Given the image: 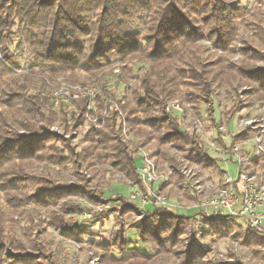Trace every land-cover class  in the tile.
Masks as SVG:
<instances>
[{
  "label": "trees",
  "instance_id": "1",
  "mask_svg": "<svg viewBox=\"0 0 264 264\" xmlns=\"http://www.w3.org/2000/svg\"><path fill=\"white\" fill-rule=\"evenodd\" d=\"M254 1L264 4V0ZM234 10L236 14L223 0H0V46L7 51L13 36L21 33L33 60L29 72L16 75L14 60L0 58V264H29L40 250L48 247L47 237H31L39 224L35 216L26 226H19L17 232L14 217L28 200L44 209L55 207L68 193L84 190L85 195L96 194L112 204L111 209L95 214L92 221L101 220L107 212H119V219L141 211L122 193L114 196L104 191L112 185L117 172L127 174L133 181L138 179L136 154L117 129V115L111 112L103 129L90 126L81 142L74 144V137L67 138L65 134L79 126L87 99L56 109L45 91L64 80L85 87L101 84L103 95L116 97V91H111L103 80L109 79L113 65L122 67L125 63L122 74L136 79L129 96L122 95L119 100L130 129L147 139L155 138L153 131H157L165 144L186 147L196 138L166 134L172 127L164 111L167 100L184 93L197 110L207 103L212 119L214 83L225 85L237 95L239 87L249 85L257 99L264 100V67L256 65L264 61V18L245 8ZM137 19L144 22L142 32L131 28ZM199 23L206 28L211 25L209 38L197 30ZM251 24L254 31L243 41L242 57L233 61L238 28ZM205 39L216 47L215 54L201 44ZM139 62L142 65L135 73L134 65ZM35 68L38 72L33 78L30 75ZM101 98L97 97L99 107ZM239 103L233 105L231 114L240 108ZM57 124L63 127V134L51 131ZM81 143L83 147L78 150ZM159 159L163 162L175 158L165 149ZM107 163L113 168L108 169ZM256 166L264 167L260 163ZM87 169L93 170L92 176L84 172ZM74 173L80 183L67 182L56 185L54 192L48 191L47 186ZM31 182L37 188L29 192ZM76 209L72 204L65 206V212ZM194 220L195 214L155 208L147 218L126 228L137 229L140 241L150 245L152 252L130 247L126 229L119 225L109 242L99 243L102 252L98 264H154L168 254V243L181 246V252L176 254L173 250L172 254L184 256V264H203L201 255L205 248L201 241L190 238L197 250L189 252V256H185L179 242V236ZM230 221L227 216H213L209 225L216 229L213 232L227 235ZM51 222L67 238L79 242L88 233L78 218L66 220L52 212ZM241 239L251 246L264 243L255 232ZM7 246L15 254H8ZM56 263L52 255L46 264ZM224 264L246 263L237 259Z\"/></svg>",
  "mask_w": 264,
  "mask_h": 264
},
{
  "label": "built area",
  "instance_id": "2",
  "mask_svg": "<svg viewBox=\"0 0 264 264\" xmlns=\"http://www.w3.org/2000/svg\"><path fill=\"white\" fill-rule=\"evenodd\" d=\"M133 81L136 82V79H125L122 69L115 67L110 70L109 79L103 82H106L105 85L111 91H116V97L103 95L101 84L85 87L64 82L45 91L56 109L87 99L83 124L96 129L105 127L111 112L117 115V129L136 154L138 179L133 181L123 172L115 173L112 185L104 191L112 192L114 189L111 187L114 185L129 187L128 201L141 208V211L135 213L137 219L147 218L155 208H163L175 214H179L182 209L192 211L197 225L188 227L189 236L184 240L186 249L191 247L192 238H199L208 231L210 225L207 222L213 216H227L246 231V236L255 232L264 239V167L256 166L257 163L264 165V101L256 106V114L252 116L249 112L241 114L246 109L245 106L234 114H230V110L223 112L221 104L224 101H214L212 119L207 113V103L197 110L182 96L167 100L164 111L167 123L172 124V127L166 134H189L196 138V142L181 148L170 143L168 151L175 159L162 162L159 159L163 152L161 146L151 150V142L130 129L120 106L122 91L118 89L129 90ZM223 89L229 96L230 92ZM98 96H102L100 107ZM216 114L220 116L219 120L216 119ZM205 120L210 122L211 128L205 125ZM232 120L234 124L230 125ZM50 129L57 134L64 133L59 125H53ZM77 130L78 127L66 133L65 137L79 135ZM106 167L113 168L110 163ZM90 170H85L88 176H92ZM233 170L236 171L235 174L232 173ZM173 179L177 180V184L172 183ZM69 184L75 185L71 180ZM170 186L178 188V193L182 195L181 201L166 194V189ZM119 193L121 191L116 190V193L111 194L116 196ZM91 196L93 198L87 196L88 199L82 198L80 201L82 206H89H83V210L77 215L82 224H88L95 214L112 207L110 202ZM86 243L88 242L84 241ZM254 247H258L257 252L264 255V243ZM99 260L100 257H96V261Z\"/></svg>",
  "mask_w": 264,
  "mask_h": 264
},
{
  "label": "rangeland",
  "instance_id": "3",
  "mask_svg": "<svg viewBox=\"0 0 264 264\" xmlns=\"http://www.w3.org/2000/svg\"><path fill=\"white\" fill-rule=\"evenodd\" d=\"M223 1L229 4L232 14L237 13V11L234 9L245 8L247 11L249 10L252 15L262 14V17L264 18L263 2L256 3L254 0H223ZM197 21H200V19H197ZM143 23H144L143 20L137 19L133 23H131V26H132L131 28L133 29V31L142 32L144 31V28H145ZM209 26L211 25H208V27ZM208 27L206 28L205 25H203L202 23L197 24V30L201 31L203 35L208 34L207 33L209 30ZM16 28L17 27H15L14 30H16ZM248 28L250 29L247 30ZM20 29H22V26H20ZM253 31H254L253 24H251L250 27H244V28L239 27L238 28V31H237L238 41L235 43V46L237 47V51L235 55L232 57L233 61H239L241 59L242 52L240 48L243 45V41L249 39L248 37L253 34ZM208 35L205 36V38H209ZM21 36H22L21 33H17V35L13 36L14 40L12 44H10L7 51L4 50L5 47L0 46V58L5 56V58L14 60L15 66L17 67L15 70L16 75L22 74V72H29L30 64L33 62L30 49L27 47L26 43L24 42L25 40L23 39L24 37H21ZM201 44L208 46L209 52L211 54L216 53L215 52L216 47L209 40L205 39L201 42ZM217 53L219 55H222L221 51H218ZM124 65L125 63L122 65V67ZM141 65L142 63L140 62L134 65L135 73H137V70L138 68H140ZM256 65L258 67H264V61L256 62ZM115 67H120L122 69V67L117 64L113 65V67H111L110 69H113ZM32 70H33V73L30 76L35 78L34 76L38 72V68H35ZM138 74L140 76L139 71H138ZM122 75L126 79L124 73ZM64 82H67V81L62 80L58 84H61ZM134 83L135 81H133V85L129 89V91L127 90L123 91V88H120V91H122L123 96L125 94L126 96H129L131 89L135 87ZM222 87L226 88L225 85L221 83L213 84V90L215 89V93L213 92L212 98H213V101H221V100L224 101L221 104V110H223V112H227L231 110L234 104H238V102H240L239 103L240 108L243 106L246 107L244 111H241L242 112L241 114L246 115L247 112H249L248 114L252 116L256 114V111H257L256 106H258L259 103L264 101V100L257 99V95L253 93V89H251L249 85L243 84L238 89V95L235 92H230L229 96L224 92V89ZM178 96H182L183 98H185L184 93ZM215 117L217 120L220 119V116L217 114ZM83 122H84V118L80 121L78 125L83 124ZM204 122L207 127L211 128L210 126L211 124L209 121L205 120ZM233 124H234V120H232L230 125H233ZM60 127L63 128L62 126ZM89 128H90V125L86 123H84L81 128L78 126L77 131L79 135H73L74 136V140L72 139L74 141L73 143L79 144ZM71 130H74V129H71ZM71 130H69L68 132H71ZM153 132H154L153 135L156 136L155 138L153 139L146 138L148 141L151 142L152 147L150 146V149L155 150L154 148H156V146L159 145L161 146L162 150H165V149L169 150V144L171 142H169L168 144H165L163 142L164 140L161 139L160 136L156 135L157 131H153ZM165 132L166 131H164V134ZM187 145H190V144H187ZM82 147H83V143L80 144L78 150H80ZM90 171L93 174V170L91 169ZM232 173L235 174L236 171L233 170ZM69 175L70 174L64 175V177L61 180H59V182H56L52 185L50 184V186L46 185L47 187H50L48 191L54 192V190L56 189V185L62 186L63 184H66L67 182L70 183V180L73 181V184L75 183V185L80 183V177L77 174L74 173L73 176H69ZM172 183L177 184V180L173 179ZM30 184L31 186L27 187V190L29 189V192L37 188L34 182H31ZM110 185L108 186V189L110 188ZM111 189H114V190L110 193H116V190L117 191L120 190L121 193L125 196L129 194V187H124V186L119 187L118 185H114L111 187ZM177 190L178 188L176 186L175 188L174 186L173 187L170 186L169 188L166 189V192H167L166 194H168L170 198L171 197L176 198L177 200L181 201L182 195L180 196ZM108 191H111V190H108ZM84 192L85 191L83 190L82 193L81 192L68 193L63 198V200H61V202L57 204L55 207L47 206L46 208L42 209L38 207V205L33 200H28L26 203H24L23 207H21L20 211H18V213L14 217V220L16 221V224H17L16 225L17 232H19V228H20L19 226H26L27 223L31 220V217L35 216L37 223L39 224L38 226L35 227V230L31 234L32 239H36L39 236L41 237L45 236V238L47 237L48 239L46 240L49 241L48 247L40 250V252L37 253V255H35V258L31 260L29 264H35L38 262H42L41 264H46L47 259L52 255L54 256V259L57 262L56 264H98L99 261H96V257L99 258V253L102 252L98 248L99 243L103 244V243L109 242L112 231L116 230L120 226L126 229L127 226H129V224H131L132 222L134 223L136 221H139L141 219V218L137 219V214H135L136 212L131 213V214L129 213L124 214L119 219L117 218V214L119 215V212H116V213H114V211L107 212V215L104 216L101 220L96 219L95 221H91L88 224L86 223L82 224L84 225V229H86L88 232L87 234H84L80 237L81 239H83L82 242H79L76 239L67 238L65 235H63L62 232L58 231L55 225L52 224L51 214L52 212H56L60 216H63V218L66 220H70V219L74 220L78 218L79 216L77 215L79 214L81 210H83V206H84V205L82 206L80 203L81 199L82 198L88 199V197H92L91 195L87 197V195H85ZM92 195L97 200H100V198L96 194H92ZM110 195H113V194H110ZM0 196H2L1 192H0ZM0 203H2L1 200H0ZM77 203L80 206L78 207L75 206L77 205ZM67 204L69 205L72 204L77 209L75 211L65 212V206ZM84 207L87 208L89 206L85 204ZM119 208L120 207L117 205H115L114 207L116 211H119L120 210ZM186 213L190 215L193 212L185 211L184 209L179 210V214H186ZM147 220L153 221V218L151 219L148 218ZM207 223H210L209 219ZM6 224L7 223H5V225ZM191 225L196 226L197 220H194V222ZM189 226H187L184 232L179 236V242L181 241L182 251L185 254V256H189V252L193 253V251L197 250L195 249L194 244H191V247H187V249L184 246V240L187 238V236H189V233H188ZM227 227H229V230H228L229 232L227 233V235L225 234V232H221V233L213 232L212 230H216V229L209 227L208 231L207 232L205 231L201 235V237L194 238L197 241H201V244L204 245L203 247L205 248V251H203L201 255V261H203V264L232 263V262H235V260L237 259H240L246 264H264V255L261 254L262 252L261 253L257 252L258 247H254L250 245L247 246L243 244V241L241 238L246 236V231L242 227L238 226V223L236 221H230ZM125 236H126V240L130 243L129 244L130 247L136 248L142 252L149 253L153 251L150 245L142 244V242L139 239V232L137 229H128V230L126 229ZM235 236H239V237H235ZM84 241H87L88 243L84 244ZM166 246H167L166 250H168L167 252L168 254L162 255V258H161L162 261L161 260L156 261L154 264H184V260H183L184 256L182 257L181 255H175L174 253L172 254L173 250L177 251L176 254L178 253V250H180L181 252V249L179 248L180 245L178 247L177 246L175 247V246H170V243H168ZM6 252L8 254L9 253L15 254L16 251L9 249L7 246ZM254 256H256L257 258H254ZM92 260L94 262H92Z\"/></svg>",
  "mask_w": 264,
  "mask_h": 264
}]
</instances>
